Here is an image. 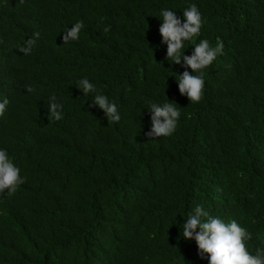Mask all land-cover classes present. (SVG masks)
Masks as SVG:
<instances>
[{
  "label": "trees",
  "instance_id": "trees-1",
  "mask_svg": "<svg viewBox=\"0 0 264 264\" xmlns=\"http://www.w3.org/2000/svg\"><path fill=\"white\" fill-rule=\"evenodd\" d=\"M192 3L202 14L193 43L223 47L190 104L154 15ZM77 21L79 39L63 43ZM82 77L119 121L90 107ZM4 96L0 147L24 182L0 193V264H208L180 237L196 204L252 232L250 251L264 246V0H0ZM166 99L177 128L150 138L147 103Z\"/></svg>",
  "mask_w": 264,
  "mask_h": 264
},
{
  "label": "clouds",
  "instance_id": "clouds-1",
  "mask_svg": "<svg viewBox=\"0 0 264 264\" xmlns=\"http://www.w3.org/2000/svg\"><path fill=\"white\" fill-rule=\"evenodd\" d=\"M154 16L161 21L159 33L162 42L167 45L164 59L173 65L180 64L184 68L182 73L175 76L180 94L186 95L190 104L199 102L204 89L205 70L221 53L222 42L217 39L213 46L208 39L201 38L193 43L202 26V14L195 3L183 8L182 16H178L176 10L171 8H161ZM82 28V21H77L66 28L62 32L63 43L78 40ZM32 43L30 38L29 46L22 47L21 51L30 52ZM189 44L192 51L190 55H186L185 50ZM189 68L192 71H189ZM75 85L83 95L90 96V107L103 110L109 122L121 119L117 104L98 91L87 77L80 78ZM8 104L9 99L6 96L0 98V114H3ZM48 105L50 118L61 119L60 109L63 105L55 95L49 97ZM146 108L150 112V129L145 133L146 136L154 138L174 133L180 116V109L174 101L169 99L163 102L149 101ZM20 172L19 166L13 162L8 151L0 147V193H5L6 190L10 195L16 191L17 186L24 182ZM183 217L184 222L178 225L180 237L185 240L194 239L198 255L206 258L208 264H264V246L250 251L246 247V242L252 239L253 233L237 220L225 221L220 216H214L202 204L194 205L186 217ZM175 222L176 218L172 223ZM261 243L264 244V241Z\"/></svg>",
  "mask_w": 264,
  "mask_h": 264
},
{
  "label": "bare ground",
  "instance_id": "bare-ground-1",
  "mask_svg": "<svg viewBox=\"0 0 264 264\" xmlns=\"http://www.w3.org/2000/svg\"><path fill=\"white\" fill-rule=\"evenodd\" d=\"M34 25V24H33ZM3 90V89H2ZM4 134V133H3ZM56 149V148H55ZM1 236V235H0ZM60 256V255H59ZM58 257V256H57Z\"/></svg>",
  "mask_w": 264,
  "mask_h": 264
}]
</instances>
